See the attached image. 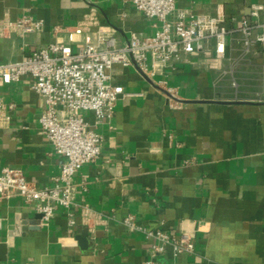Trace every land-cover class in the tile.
<instances>
[{"label": "crops", "instance_id": "1", "mask_svg": "<svg viewBox=\"0 0 264 264\" xmlns=\"http://www.w3.org/2000/svg\"><path fill=\"white\" fill-rule=\"evenodd\" d=\"M251 5L264 13V0H176L178 10L195 17H223L232 31L224 57L216 58L210 41L155 76L115 65L111 83L131 95L117 100L110 118L83 112L102 141L99 158L75 178L69 212L76 225L59 207L41 225L33 204L17 194L0 198V264H144L155 241L127 231L121 222L129 215L148 230L191 236L193 253L168 252L158 262L264 264V51L245 52L235 30L242 18L263 21L250 17ZM92 13L119 47L131 34L156 31L153 20L122 0H0V21L27 14L44 24L24 37L0 35V63L22 61L54 42L75 49L86 35L74 27ZM30 84L24 76L0 87V98L14 104L0 121V169L51 187L63 159L40 130L44 105ZM84 205L94 213L89 227L80 224Z\"/></svg>", "mask_w": 264, "mask_h": 264}, {"label": "built area", "instance_id": "2", "mask_svg": "<svg viewBox=\"0 0 264 264\" xmlns=\"http://www.w3.org/2000/svg\"><path fill=\"white\" fill-rule=\"evenodd\" d=\"M122 1L155 22L154 35L131 34L127 44L119 47L113 31L102 26L92 13L74 27L75 34L86 35L75 49L54 42L32 51L22 61L0 63V87L18 82L24 76L31 78L30 87L44 105L38 117L40 130L54 155L63 159L51 187L34 186L18 169H0V198L17 194L27 204H33L41 225L49 223L56 207L69 212L74 204L76 175L83 165L95 162L101 154L102 137L84 118L83 112L92 113L96 121L110 118L117 100L131 95L124 93L120 85L111 83L115 65L135 67L146 75L155 76L173 69L181 57L203 52L210 41L215 43L216 58L224 57L225 41L232 31L224 26L223 17H195L185 10H178L176 0ZM171 16L174 18L170 19ZM261 16V22L242 18L237 23L235 30L241 35L245 52L255 46L264 51L263 8L251 5L250 17L259 19ZM43 27V21L23 14L16 20L0 21V35L24 37ZM89 35L93 39L88 38ZM13 108L14 104H7L0 98V121H6L7 112ZM79 214L80 224L89 227L94 213L84 205ZM95 216L97 223L104 222L99 215ZM68 222L71 227L76 225L70 212ZM121 223L127 231L141 232L146 239L155 241L149 249L151 258L144 264H175L158 262L155 257L169 252L171 257L177 258L194 252V243L187 233L175 235L161 229L148 230L131 215Z\"/></svg>", "mask_w": 264, "mask_h": 264}, {"label": "water", "instance_id": "3", "mask_svg": "<svg viewBox=\"0 0 264 264\" xmlns=\"http://www.w3.org/2000/svg\"><path fill=\"white\" fill-rule=\"evenodd\" d=\"M79 241H80V246L81 248H85L86 247V233H83L80 237H79Z\"/></svg>", "mask_w": 264, "mask_h": 264}]
</instances>
